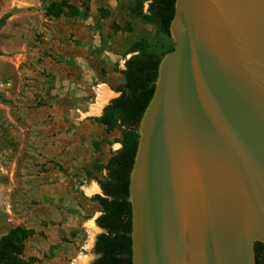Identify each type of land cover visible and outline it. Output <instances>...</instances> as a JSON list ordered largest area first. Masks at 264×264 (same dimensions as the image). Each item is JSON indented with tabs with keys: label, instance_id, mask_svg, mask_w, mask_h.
I'll return each mask as SVG.
<instances>
[{
	"label": "water",
	"instance_id": "1",
	"mask_svg": "<svg viewBox=\"0 0 264 264\" xmlns=\"http://www.w3.org/2000/svg\"><path fill=\"white\" fill-rule=\"evenodd\" d=\"M169 36L129 176L132 264H256L264 0H175Z\"/></svg>",
	"mask_w": 264,
	"mask_h": 264
},
{
	"label": "rangeland",
	"instance_id": "2",
	"mask_svg": "<svg viewBox=\"0 0 264 264\" xmlns=\"http://www.w3.org/2000/svg\"><path fill=\"white\" fill-rule=\"evenodd\" d=\"M135 3L0 0V18L9 16L0 30V238L18 226L32 231L27 264L94 259L101 208L91 199L124 131L114 116L109 129L99 119L124 84L133 45L156 55L174 48ZM53 4L63 15L47 17ZM101 88L109 97L96 112Z\"/></svg>",
	"mask_w": 264,
	"mask_h": 264
},
{
	"label": "trees",
	"instance_id": "3",
	"mask_svg": "<svg viewBox=\"0 0 264 264\" xmlns=\"http://www.w3.org/2000/svg\"><path fill=\"white\" fill-rule=\"evenodd\" d=\"M135 2L134 11L137 16L156 23L170 38L169 26L174 17L175 0ZM145 3H148L147 14L143 13ZM62 7L51 5L47 10V17H60L63 15ZM8 18V15L0 18V30ZM128 54L132 56L125 61L122 70L124 84L115 89L118 96L105 107L104 114L99 119V122L109 129L111 126L106 119L114 116L115 123L124 127V131L120 141L121 148L114 152L105 164L103 181H97L101 193L91 199L101 208V213L95 220V225L101 233L95 238L94 259L89 264H132L129 176L137 151V129L153 95L158 65L164 54L149 53L139 43L133 45ZM31 235L32 231L19 226L3 235L0 238V264H27L23 259L24 244ZM254 248L256 264H264V245L256 243ZM34 261L35 259L30 260L31 263Z\"/></svg>",
	"mask_w": 264,
	"mask_h": 264
},
{
	"label": "bare ground",
	"instance_id": "4",
	"mask_svg": "<svg viewBox=\"0 0 264 264\" xmlns=\"http://www.w3.org/2000/svg\"><path fill=\"white\" fill-rule=\"evenodd\" d=\"M107 91V90H106ZM104 89H99L98 90V99H97V103L96 105H94L93 109L94 111L96 112H99L100 109L102 108V106L106 103V101L108 100V95H107V92H106ZM96 187L95 186H91L89 188H86L85 192L87 194H91L93 193L94 191H96ZM91 223H89L88 225H90Z\"/></svg>",
	"mask_w": 264,
	"mask_h": 264
},
{
	"label": "crops",
	"instance_id": "5",
	"mask_svg": "<svg viewBox=\"0 0 264 264\" xmlns=\"http://www.w3.org/2000/svg\"><path fill=\"white\" fill-rule=\"evenodd\" d=\"M101 231V230H100Z\"/></svg>",
	"mask_w": 264,
	"mask_h": 264
}]
</instances>
